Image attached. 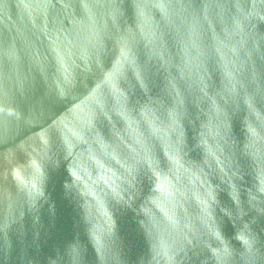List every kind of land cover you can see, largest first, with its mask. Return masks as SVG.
Segmentation results:
<instances>
[{
	"label": "clouds",
	"instance_id": "1",
	"mask_svg": "<svg viewBox=\"0 0 264 264\" xmlns=\"http://www.w3.org/2000/svg\"><path fill=\"white\" fill-rule=\"evenodd\" d=\"M9 143L5 264L61 165L76 231L46 264H264V0H0Z\"/></svg>",
	"mask_w": 264,
	"mask_h": 264
},
{
	"label": "water",
	"instance_id": "2",
	"mask_svg": "<svg viewBox=\"0 0 264 264\" xmlns=\"http://www.w3.org/2000/svg\"><path fill=\"white\" fill-rule=\"evenodd\" d=\"M32 130H22L19 139H23ZM14 146L9 143L6 145H0V153H3L6 148ZM18 158L23 161L25 158L18 153ZM2 156H0V164H2ZM66 172L63 165L60 169H48V182L47 192L50 194L49 203L45 204L40 212V223L33 225L32 219L29 217L25 221L26 233L23 238V245L21 244V237L18 233H11L12 240V261L11 264H19V257L22 253V247L26 248L27 254L30 258H34L39 261L40 264H46V259L49 256L55 255V250L58 247H62L67 241L71 240L74 232L73 228V210L67 199L64 198L63 182L66 179ZM54 204L55 214L49 211V205ZM124 226L126 230L131 229L128 217H124ZM39 233L38 239L36 233ZM224 232L226 236L233 234V229L228 221L225 219ZM83 239V237H82ZM129 239L134 245V255L139 254L143 250L142 241L135 236L134 233H130ZM0 264H5L3 260V254L0 253Z\"/></svg>",
	"mask_w": 264,
	"mask_h": 264
}]
</instances>
